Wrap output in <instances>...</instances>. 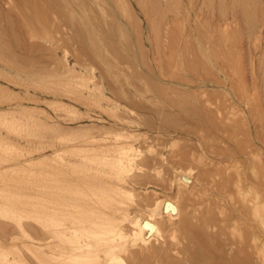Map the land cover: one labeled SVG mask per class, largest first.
<instances>
[{
  "label": "rangeland",
  "instance_id": "rangeland-1",
  "mask_svg": "<svg viewBox=\"0 0 264 264\" xmlns=\"http://www.w3.org/2000/svg\"><path fill=\"white\" fill-rule=\"evenodd\" d=\"M251 3L0 0V166L6 169H0V227H6L0 229V246L5 248H0V255L6 253V264H64L61 258L44 253L59 257L64 246L79 238L90 239L93 246L101 248H97L100 258L107 259L108 248H102L99 240L100 232L110 228L106 221L112 203L106 185L109 178L99 179L96 169L85 173L81 166H71L74 170L63 167L62 158H78L67 151L79 149L76 146L82 143L74 139L84 133L120 134L133 147L131 157L135 160L128 168L130 173H125L135 183L130 196L122 198L125 218L120 213L127 239L119 242L123 245H119V253L126 264H133L128 253H139L142 246L132 237L135 213L162 217V210L154 205L161 197L176 195L179 169L193 172L198 198L188 201L184 193L180 205L183 212L189 204L203 205L193 220L196 225L212 215L218 218L225 205L202 180L203 173L230 166L240 151L247 152L238 158L247 169L252 164L250 153L260 156L256 167L264 195V0ZM81 82L88 83L85 89ZM96 144L95 149L105 147ZM230 156L234 160L228 159ZM219 178L216 180L221 182ZM66 197L81 201L82 212L64 217L61 207ZM206 203L213 205L207 213ZM21 222L27 225V233L19 227ZM65 223L76 228V233L71 230L65 236L58 231ZM161 223L166 243L151 237L150 250L163 246L168 248V257L150 258L147 262L151 264H236L237 260V264H248L245 258L250 250L230 243L236 238L228 228L221 238L220 224L207 229L210 237L219 241L207 244L209 251L200 254L203 243L191 241V234L182 230L171 237L169 221L163 218ZM258 236L254 263L264 264V234L258 231ZM144 257L137 263L146 264Z\"/></svg>",
  "mask_w": 264,
  "mask_h": 264
},
{
  "label": "bare ground",
  "instance_id": "bare-ground-1",
  "mask_svg": "<svg viewBox=\"0 0 264 264\" xmlns=\"http://www.w3.org/2000/svg\"><path fill=\"white\" fill-rule=\"evenodd\" d=\"M46 1V0H45ZM48 1V0H47ZM97 1V0H96ZM250 1V0H249ZM83 2V1H82ZM94 2V1H93ZM249 3V2H248ZM253 3V0H252ZM251 3V5H252ZM244 4V2H243ZM97 5V4H96ZM248 4H246L247 6ZM249 6V5H248ZM256 6V5H254ZM81 7V6H79ZM153 6H151L152 8ZM150 8V10H152ZM248 8V7H247ZM154 9V7H153ZM255 9V8H254ZM245 11V10H244ZM248 13V12H247ZM247 16V15H246ZM254 15H252L253 18ZM89 17V16H88ZM103 18V17H102ZM114 18V17H113ZM247 19V18H246ZM251 19V17L249 18ZM264 19V18H263ZM93 20V19H92ZM251 21V20H250ZM254 22V19L252 20ZM251 21V22H252ZM258 21V20H257ZM91 22V21H90ZM252 22V23H253ZM89 23V22H88ZM119 26V25H117ZM155 26V25H154ZM255 26V25H254ZM92 27V26H91ZM118 28V27H117ZM116 28V30H117ZM155 28V27H154ZM157 28V26H156ZM254 28V27H253ZM256 28V27H255ZM93 29V28H92ZM108 29V28H107ZM251 29V27H250ZM82 31V30H81ZM87 31H91L90 29H88ZM119 31V29H118ZM254 31V30H253ZM85 32V31H84ZM83 32V33H84ZM97 32V31H96ZM102 32V31H101ZM100 32V33H101ZM112 32V31H111ZM121 32V31H120ZM78 33V32H77ZM82 33V34H83ZM93 33V32H92ZM85 34V33H84ZM88 35V33H86ZM125 34V32H124ZM252 34V33H251ZM94 35V34H93ZM86 36V35H85ZM89 36V35H88ZM92 36V35H91ZM125 36V35H124ZM90 37V36H89ZM118 37V36H117ZM92 38V37H91ZM225 38V37H224ZM229 38V37H228ZM123 39V38H122ZM125 39V38H124ZM88 40V39H87ZM95 41V40H94ZM93 41V42H94ZM97 41V40H96ZM119 41V40H118ZM126 41V40H125ZM227 41V40H226ZM97 43V42H96ZM94 46H97L95 44H93ZM99 45V44H98ZM198 45V44H197ZM93 46V48H94ZM204 46V45H203ZM100 47V46H99ZM98 47V50H99ZM97 48V47H96ZM226 48V47H225ZM205 49V48H204ZM89 50V49H88ZM96 50V49H93ZM208 50V49H207ZM97 52V50H96ZM101 52V51H99ZM96 54V53H95ZM105 54V53H104ZM188 56V55H187ZM109 57V56H108ZM114 58V57H113ZM214 58V57H213ZM217 58V57H216ZM215 58V59H216ZM236 61V60H235ZM128 63V62H127ZM239 64V63H238ZM126 65V64H125ZM190 65V63H189ZM66 66V65H64ZM223 68V67H222ZM224 69V68H223ZM69 70V69H68ZM66 70V71H68ZM162 70V68H161ZM72 72V70H69V72ZM221 71V70H220ZM74 74L76 73V71H73ZM123 72V71H122ZM133 72V71H132ZM196 72V71H195ZM67 74V73H66ZM69 75V73H68ZM170 75V74H169ZM173 75V74H172ZM208 75V74H207ZM71 76V74H70ZM177 76V75H176ZM174 77V76H173ZM200 77V76H199ZM80 78V77H79ZM84 79V78H83ZM143 79V78H142ZM91 80V77L90 79ZM88 80V81H89ZM202 80V79H201ZM220 80V79H219ZM87 81V80H86ZM90 82V81H89ZM153 82V81H152ZM86 83V82H85ZM80 86L82 89L86 88L84 86H87L88 83H86V85L84 84V82L80 83ZM133 86V85H132ZM170 86V85H169ZM90 87V86H89ZM161 87V86H160ZM77 88V87H76ZM157 88V87H156ZM163 88V87H162ZM172 88V87H171ZM80 89V88H79ZM155 89V88H154ZM153 89V90H154ZM232 89V88H231ZM77 90V89H76ZM87 90V89H86ZM146 90V88H145ZM152 90V89H151ZM165 90V88H164ZM240 90V89H238ZM91 91V88H90ZM172 91V90H171ZM176 91V90H175ZM84 92V90L81 91V93ZM88 92V90H87ZM156 92V90H155ZM160 92V90H159ZM54 93V92H53ZM80 93V92H79ZM91 93V92H90ZM195 93V91H194ZM237 93V92H236ZM206 94V93H205ZM75 95V94H74ZM88 95V94H87ZM92 95V93H91ZM93 96V95H92ZM77 97V96H76ZM81 97V94L80 96ZM86 98V97H85ZM181 98V97H180ZM199 98V97H198ZM236 98V97H235ZM84 99V98H83ZM91 99H93V97H91ZM218 99V98H217ZM241 99V98H240ZM82 100V98H81ZM85 100V99H84ZM247 100V99H245ZM92 101V100H91ZM78 102V101H77ZM83 102V101H81ZM159 102V101H158ZM206 102V101H205ZM242 102V100H241ZM154 104V103H153ZM235 106V105H234ZM238 106V105H237ZM218 108V107H217ZM216 108V109H217ZM177 109V108H176ZM203 109V108H202ZM235 110V109H234ZM199 111V110H197ZM218 112V110H217ZM220 112V111H219ZM235 112V111H234ZM85 115V114H84ZM80 119V118H78ZM77 119V120H78ZM76 120V121H77ZM83 120V119H82ZM92 120V119H91ZM75 121V122H76ZM98 126V125H97ZM68 127V126H67ZM66 127V128H67ZM94 127V126H93ZM59 129V128H58ZM89 129V128H88ZM73 130V129H72ZM85 130V129H83ZM107 134V132H106ZM104 133H102L101 135H89L86 136L85 133L84 135L82 134V136H78L76 137V139L74 140H80V142L82 143L80 147L76 146L79 149H75L73 151L70 150V148L68 149L67 152H74L71 155H74L76 158L75 160L72 159H64L62 158V156L60 157V159L62 158V160L64 161L63 167H66L70 169L71 166H79L78 168L83 167L84 169H86V171H84L85 173L87 172V170H91V172H93L96 169V174H101L99 179H102L104 176L108 177L107 179L108 184L107 185V191H108V195L109 198H111V204H110V213L109 214V219L106 221H109V226L110 228H108V230H106L104 228V230H106L104 232V230H102L103 233L101 241L99 240L101 247L103 248L104 245H106V247L108 248L106 250L107 252V259L103 260L100 258L99 256V251L96 246H93L94 244H92L93 242L90 239H84V238H79L77 239V241H74L75 243L69 246H67V248H65L64 246V253L61 256H56L53 254H49V253H44L45 256H53V257H57V258H61L62 262L64 264H126L125 263V259H123V257L121 256V254L119 253V242L120 241H124V239L127 237L124 233V229L122 228V223H124V221L122 220V218L120 217V213H122V203L123 200L122 198L126 195L131 194V190H133L134 187V183L132 179L129 178V175L126 174L125 172L128 171L129 166L131 167V165L133 164V160L131 157V150H132V145L125 140V138H123L122 135L120 134H116L115 136H109L106 135ZM126 138H128V136H126ZM96 142H100L105 147L99 148V149H95L97 147ZM193 143V142H192ZM72 148V147H71ZM74 149V148H73ZM40 150V149H39ZM193 150V149H192ZM41 151V150H40ZM257 151V150H256ZM34 152V151H33ZM66 152V153H67ZM256 153V152H255ZM32 154V153H31ZM64 154V153H63ZM70 154H68L70 156ZM161 154V153H159ZM196 154V153H195ZM222 154V153H221ZM247 152L245 153L244 151H240L238 152L235 156L237 157V160H234V157L230 156L228 159H232L234 160L233 163L231 161V165L226 166L224 169H218L215 171H205L203 174L204 178L202 179L203 181H206L207 184H209L212 189L215 191V193L218 195L219 198H221V200L223 201V209L220 210V214L219 217H215V216H210L207 219H205L201 225H196L193 224V220L196 217V213L199 207H202L203 205L199 204L197 206V204L192 203L189 204L187 207L188 209H186L185 212H183V207H181L180 205V201H183V196L185 195L184 193L187 194L186 200L193 201V198L195 199L197 197V193H196V187L193 185L192 182V173L189 171L188 172H183L179 169V172L176 173L177 175V184H178V191H176V195L174 197H170V198H164L161 197L157 203H155V209H161L163 216L160 217L159 215H154L152 213L148 214L147 216H145V214H143L142 212H136L135 214H137L136 220L133 222L132 226L134 225L136 227V230L134 232V236L133 240L135 242H140L142 244L141 246V251H139V253H128L130 256L131 261L133 262V264H138L137 262L140 260L139 257L145 256L147 258L144 257V259H146V264H151L149 262H147L148 259L150 258H157V259H167L168 257V248L167 249H162L161 247H159V250L156 249V251H151L150 250V244L152 242V238H156L157 240H162L163 243H166V239L164 238V236L162 235L163 231H161V219L165 218L166 220L169 221V231H170V236L174 237L175 233H177V231L182 230L184 231V233H189L191 234V238H193L191 241H195L197 243H203L204 246L200 247V254L201 252L206 253V251H209V246H207V244L211 243H217L219 241V239L217 238V240L215 238L210 237V234H208V228L209 227H216L217 225H219V232L218 234L220 235V237L222 238L223 236L226 235V228L229 229V231L231 232V236L234 237V239L236 238V240L234 241H230V243L237 245L238 247L240 245L246 246L249 250H250V254L248 256V264H255L254 263V249L256 250V246H258L257 244L260 241V236H258V231H261V233L264 234V195L262 194V189H260V183L259 182V170L256 167V162H258L260 159V156L257 155H253L252 153L250 156V159L252 160V164L250 165L249 169H247V167L245 168L243 164L240 163L239 161V157L241 156H246ZM192 155V153H191ZM65 156V154H64ZM133 156V154H132ZM184 156V155H183ZM190 156V155H189ZM193 156V155H192ZM227 156V155H226ZM234 156V155H233ZM68 157V156H67ZM66 157V158H67ZM73 157V156H71ZM194 157V156H193ZM55 158V157H54ZM69 158V157H68ZM134 158V157H133ZM167 158V157H166ZM181 158V157H180ZM185 158V157H184ZM201 158V157H200ZM204 158V157H203ZM225 158V157H224ZM227 158V157H226ZM242 158V157H241ZM246 158V157H245ZM176 159V158H174ZM178 159V158H177ZM211 159V158H210ZM249 159V158H248ZM183 160V159H181ZM202 160V158H201ZM201 160L199 162H201ZM9 161V160H8ZM193 161V160H191ZM211 161V160H210ZM209 161V162H210ZM62 162V161H61ZM171 162V161H170ZM196 162L198 164V161L196 159ZM19 163V162H18ZM211 163V162H210ZM209 163V164H210ZM2 164V163H1ZM62 164V163H61ZM87 164V165H86ZM89 164H93V166H90ZM171 164V163H170ZM181 164V163H180ZM195 164V163H194ZM201 164V163H200ZM214 164V163H213ZM218 164V163H217ZM258 164V163H257ZM4 165V164H3ZM203 165V164H202ZM212 165V163H211ZM220 165V164H219ZM248 165V164H247ZM17 166V165H16ZM90 166V167H88ZM96 166V168H95ZM101 166V167H100ZM201 166V165H200ZM1 167V166H0ZM138 167V166H137ZM141 166H139L140 168ZM210 167V166H209ZM8 168V167H7ZM73 170L75 169V167H71ZM78 168H76L78 170ZM82 168V170H84ZM103 168V169H101ZM104 168H106V170H104ZM135 168V167H134ZM191 168V167H190ZM221 168V167H219ZM1 170L5 169L3 168V166L0 168ZM132 169V168H131ZM176 169V168H174ZM211 169V168H210ZM217 169V168H216ZM6 170V169H5ZM72 170V171H73ZM80 170V169H79ZM134 170V169H133ZM194 170V169H193ZM63 171V169H62ZM70 171V170H67ZM88 171V172H89ZM132 171V170H130ZM66 172V171H65ZM76 172V170L74 171ZM72 172V173H74ZM83 173V171H81ZM129 172V171H128ZM127 172V173H128ZM172 172V171H171ZM68 173V172H67ZM78 173H80V171H78ZM81 173V174H82ZM85 173L84 176L86 175ZM90 173V172H89ZM88 173V174H89ZM95 173H93L95 175ZM124 173L126 175H128L126 177V175H124ZM130 173V172H129ZM65 174V173H64ZM87 174V175H88ZM263 174V173H262ZM262 174L260 173V175L262 176ZM61 175V174H60ZM63 175V174H62ZM66 175V174H65ZM90 175V174H89ZM92 175V174H91ZM93 175V176H94ZM96 175V176H97ZM95 176V177H96ZM133 176V175H132ZM136 176V175H135ZM65 177V176H63ZM80 177V176H79ZM102 177V178H101ZM139 177V176H138ZM150 177V176H149ZM175 177V176H174ZM195 177V176H194ZM197 177V176H196ZM217 177H220L222 179L221 182H218L216 180ZM67 178V177H66ZM72 178V177H70ZM105 178V177H104ZM144 178V176H143ZM219 178V179H220ZM62 179V178H61ZM75 179V178H74ZM86 179V178H85ZM98 179V178H97ZM140 179V177H139ZM149 179V178H148ZM164 179V178H163ZM175 179V178H174ZM65 180V179H64ZM70 180V179H69ZM200 178L198 179V182H200ZM262 180H264L262 178ZM62 181V180H61ZM75 181V180H74ZM147 181V180H146ZM164 181V180H163ZM261 181V180H260ZM78 182V180H77ZM138 182V181H137ZM171 182V181H169ZM173 182V181H172ZM263 182V181H262ZM64 183V182H63ZM68 183V181H67ZM66 183V184H67ZM72 182H69V184H71ZM74 183V182H73ZM65 184V183H64ZM77 184V183H76ZM84 184V183H81ZM205 184V183H204ZM80 185V184H79ZM173 185V183H172ZM175 185V184H174ZM262 185V184H261ZM65 186V185H64ZM99 186V185H98ZM141 186V185H140ZM67 187H69L67 185ZM77 187V186H76ZM79 187V186H78ZM102 187V186H101ZM156 187V186H155ZM100 188V186H99ZM98 188V190L100 191V189ZM104 188V186L102 187ZM160 188V187H159ZM70 189V187H69ZM96 189V188H95ZM210 189V188H209ZM85 190V189H84ZM97 190V191H98ZM105 190V189H104ZM196 190V191H195ZM62 191H64L62 189ZM67 191V190H66ZM70 191V190H69ZM105 191V192H107ZM153 191V190H151ZM72 192V191H71ZM80 192V191H78ZM155 192V191H154ZM205 192V191H204ZM74 193V192H73ZM77 193V192H76ZM84 193V192H83ZM207 192H205L206 194ZM210 193V192H209ZM68 194V193H66ZM99 194V193H98ZM102 194V193H101ZM158 194V193H157ZM199 194V193H198ZM213 194V193H212ZM64 195V194H62ZM70 196V194H68ZM201 195V194H200ZM199 195V196H200ZM130 196V195H129ZM160 196V195H159ZM203 195H201L200 197H202ZM207 196V195H206ZM64 198V196H62ZM89 197V196H88ZM138 197V196H137ZM148 197V196H147ZM217 197V196H216ZM217 197V198H218ZM62 198V199H63ZM68 197H66L64 204H62L61 207V212L63 214L64 217H70V216H74V214L79 213L82 209H84V204L81 205L80 202H72L70 201V199H67ZM74 198V197H72ZM198 198V197H197ZM79 199V198H78ZM77 199V200H78ZM157 199V198H156ZM202 199V198H201ZM208 199V198H207ZM212 199V198H211ZM216 199V198H215ZM68 200V201H67ZM72 200V199H71ZM76 200V199H75ZM93 200V199H92ZM200 200V199H199ZM205 200V199H204ZM214 200V199H213ZM64 201V199H63ZM110 201V200H109ZM206 201V200H205ZM207 201H210L209 199ZM218 201V199H217ZM222 201H218L219 203H221ZM198 202V201H197ZM215 203H218L214 200ZM63 203V202H62ZM189 203V202H188ZM205 203V202H204ZM208 203V202H207ZM206 203V204H207ZM212 203V202H210ZM184 204V203H183ZM203 204V203H202ZM7 205V204H5ZM88 205V204H87ZM109 205V204H108ZM205 207V212H209L212 210L213 205H209ZM4 206V205H2ZM18 206V205H17ZM153 206V207H154ZM217 207V206H216ZM220 206V208H222ZM4 208H8L6 206H4ZM2 208V209H4ZM19 208V207H18ZM36 208V207H35ZM92 208V207H91ZM147 208V207H146ZM37 209V208H36ZM94 209V208H93ZM90 209V210H93ZM106 209V208H105ZM138 209V208H137ZM152 209V208H151ZM183 209V210H182ZM216 209V208H215ZM218 209V208H217ZM89 210V211H90ZM94 210L98 211L97 208H95ZM150 210V209H149ZM219 210V209H218ZM217 210V211H218ZM7 211V210H6ZM28 211V210H27ZM108 211V213H109ZM152 211V210H151ZM156 211V210H155ZM15 212V211H14ZM22 212V211H21ZM82 212V211H81ZM80 212V213H81ZM135 212V211H134ZM1 213V212H0ZM8 213V212H7ZM6 213V215H7ZM97 213V212H96ZM102 213V212H101ZM126 213V212H125ZM155 213V212H154ZM205 213V214H206ZM5 214V213H4ZM123 214V213H122ZM129 213L127 212L126 215H128ZM204 214V215H205ZM212 214V213H211ZM3 215V214H2ZM97 215V214H96ZM103 215V213H102ZM105 215V214H104ZM125 214H123L122 216H124ZM199 215V214H198ZM128 217V216H126ZM25 218V216H24ZM35 218V217H34ZM125 218V216H124ZM174 218H177V221H175ZM5 219V218H4ZM97 219V218H96ZM128 219V218H127ZM1 220V219H0ZM62 220V219H61ZM37 221V220H36ZM6 222V221H5ZM18 222V221H17ZM23 223V222H21ZM19 223V227L22 228V230L24 232L27 233L28 229L26 230L24 223L21 224ZM165 223V222H163ZM197 223V222H196ZM7 224V223H6ZM17 224V223H16ZM26 224V223H25ZM56 224V223H55ZM8 225V224H7ZM6 225V226H7ZM13 225L10 223V226ZM65 225H67V223H65ZM64 224L62 225V228L59 227L58 231L64 233L65 236H67V233L71 232V230H73V228L71 226H65ZM97 225V223H96ZM3 226L4 228V224L1 225V227ZM9 226V227H10ZM101 226V225H100ZM167 226V225H166ZM0 227V229H1ZM58 227V224H57ZM56 227V230H57ZM86 227V226H85ZM2 228V229H3ZM6 228V227H5ZM4 228V229H5ZM29 228V226L27 227ZM33 228V227H32ZM82 228V227H81ZM1 229V230H2ZM13 229V227H12ZM49 229V228H48ZM76 228H74V230L72 231V233H76ZM31 230V229H30ZM33 230H35V228H33ZM55 230V229H54ZM81 230V229H80ZM84 230V229H83ZM168 230V229H167ZM3 231V230H2ZM53 231V229L51 230ZM133 231V230H132ZM168 231V232H169ZM31 233V231H29ZM56 232V231H55ZM85 232V231H84ZM92 232V231H91ZM5 233V232H4ZM3 233V234H4ZM52 233V232H51ZM97 233L94 231V234ZM10 234V233H9ZM71 234V233H70ZM29 235V234H28ZM72 235V234H71ZM92 235V234H91ZM96 235V234H95ZM101 235V234H100ZM130 235V234H129ZM133 235V234H132ZM77 236V235H76ZM98 236H99V232H98ZM169 236V237H170ZM10 237V236H9ZM94 237V236H93ZM101 237V236H99ZM131 237V238H132ZM262 237V236H261ZM78 238V236H77ZM167 238V237H166ZM33 240H36L35 238L32 237ZM60 239V238H59ZM92 239V238H91ZM127 239V238H126ZM7 240V239H6ZM38 240V239H37ZM36 240V241H37ZM222 240V239H221ZM39 241V240H38ZM67 241V240H66ZM131 241V240H130ZM223 241H226V238H224ZM68 243V242H67ZM98 243V242H97ZM96 243V244H97ZM224 243V242H223ZM226 243V242H225ZM126 244V243H125ZM138 244V243H136ZM166 245V244H163ZM206 245V246H205ZM38 246V245H37ZM99 246V245H98ZM123 246V245H122ZM129 246V245H128ZM226 246V245H225ZM231 246V245H230ZM105 247V246H104ZM135 247V246H134ZM169 247V246H168ZM1 250H5L4 247H1ZM43 248V247H42ZM49 249H54L56 247L53 246H49ZM123 248V247H122ZM161 248V249H160ZM215 248V247H213ZM231 248V247H230ZM234 248V247H233ZM37 249L41 250V247L38 246ZM101 249V248H99ZM121 249V248H120ZM126 249V248H125ZM128 250V249H126ZM140 250V249H139ZM170 250V249H169ZM216 250V249H214ZM231 250V249H230ZM42 251V250H41ZM123 251V250H122ZM128 252V251H127ZM135 252V251H134ZM21 253V252H20ZM2 254V253H1ZM23 255V254H22ZM203 255V254H202ZM127 256V255H126ZM1 259L3 260L2 263H7L8 259H7V255L5 253V255H0ZM128 257V256H127ZM214 257V256H213ZM205 258V257H203ZM216 258V257H215ZM211 259V257H210ZM10 260V259H9ZM143 260V259H141ZM153 260V259H152ZM149 261V260H148ZM11 262V261H10ZM9 262V263H10ZM23 263V260L20 261ZM142 262V261H141ZM238 260L235 262L237 264ZM242 262V261H241ZM1 263V264H2ZM8 263V264H9ZM12 263V262H11ZM44 263V262H43ZM13 264V263H12Z\"/></svg>",
  "mask_w": 264,
  "mask_h": 264
}]
</instances>
